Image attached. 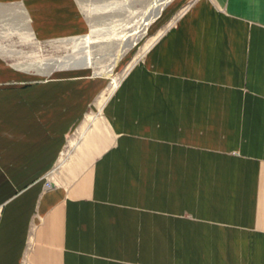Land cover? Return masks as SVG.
Masks as SVG:
<instances>
[{
	"label": "crops",
	"instance_id": "crops-1",
	"mask_svg": "<svg viewBox=\"0 0 264 264\" xmlns=\"http://www.w3.org/2000/svg\"><path fill=\"white\" fill-rule=\"evenodd\" d=\"M10 4L26 37L86 29L77 0ZM102 85L0 52V264H264V0H193Z\"/></svg>",
	"mask_w": 264,
	"mask_h": 264
},
{
	"label": "rangeland",
	"instance_id": "rangeland-1",
	"mask_svg": "<svg viewBox=\"0 0 264 264\" xmlns=\"http://www.w3.org/2000/svg\"><path fill=\"white\" fill-rule=\"evenodd\" d=\"M12 1L0 0V52L4 61L37 76H46L55 69L84 66L91 76L103 80L97 95L105 87L97 103L112 92L113 85L120 83L158 35L193 2L77 0L86 20L85 31L64 39L40 40L26 37L27 22H19ZM94 109L92 103L89 110Z\"/></svg>",
	"mask_w": 264,
	"mask_h": 264
},
{
	"label": "built area",
	"instance_id": "built-area-1",
	"mask_svg": "<svg viewBox=\"0 0 264 264\" xmlns=\"http://www.w3.org/2000/svg\"><path fill=\"white\" fill-rule=\"evenodd\" d=\"M53 183H51L48 179H46L45 186L46 187H51Z\"/></svg>",
	"mask_w": 264,
	"mask_h": 264
},
{
	"label": "bare ground",
	"instance_id": "bare-ground-1",
	"mask_svg": "<svg viewBox=\"0 0 264 264\" xmlns=\"http://www.w3.org/2000/svg\"><path fill=\"white\" fill-rule=\"evenodd\" d=\"M113 82H114V81H113ZM113 86H114V87H116V86H117V84H114ZM110 89H112V88L110 87Z\"/></svg>",
	"mask_w": 264,
	"mask_h": 264
}]
</instances>
